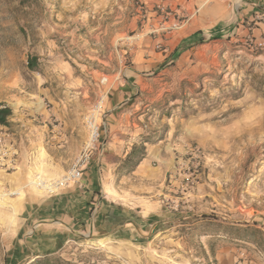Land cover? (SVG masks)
Listing matches in <instances>:
<instances>
[{"label":"rangeland","instance_id":"1","mask_svg":"<svg viewBox=\"0 0 264 264\" xmlns=\"http://www.w3.org/2000/svg\"><path fill=\"white\" fill-rule=\"evenodd\" d=\"M168 1L0 0V107L13 112L0 125V264H264V36L163 58L178 22ZM127 74L140 80L119 98ZM93 114L107 151L112 126L124 154L146 147L148 172L124 159L93 193L85 175L39 188L65 178Z\"/></svg>","mask_w":264,"mask_h":264},{"label":"crops","instance_id":"2","mask_svg":"<svg viewBox=\"0 0 264 264\" xmlns=\"http://www.w3.org/2000/svg\"><path fill=\"white\" fill-rule=\"evenodd\" d=\"M238 0H169L168 10L170 14L175 13L177 16L179 28L174 29L170 27L169 32L164 35L166 38L165 43L167 44V55L163 58L172 57L175 54V50L181 48L183 54L193 51L201 43L208 41L210 39H220L228 38L233 34H237L241 38L253 37L257 41L264 36V23H255L256 28H249L250 23L255 22V20L260 15H264V0H241L240 11L236 14L233 10L234 6L237 4ZM174 22L171 24H175ZM260 26V27H257ZM168 59V60H169ZM160 62V59H157ZM146 62H155L154 59L145 60ZM151 66V63H148ZM140 80L138 75L127 74L124 77L123 83L119 91H117V96L119 98L124 97L127 94H132L134 92L133 87H135V82ZM122 96V97H121ZM127 99H125L126 101ZM124 102V101H123ZM122 102V103H123ZM117 112L111 114L109 117L115 118ZM117 130V131H116ZM119 130L122 127H113L110 131V140L108 151L104 159L103 168L95 167L93 163L89 171L86 172L84 178L85 188L91 190V193L102 187L103 176L107 177V171L116 170L120 166V162L124 160L136 141L129 143L128 150L124 154V145L121 141L122 135ZM148 152V150H147ZM148 157V155H147ZM149 166L148 159H144L141 164L137 167V170L133 173L144 174L148 172ZM104 172L105 175L102 174ZM99 217L86 220L84 217L81 221L85 224H89V228L100 229ZM73 226H79V218L71 219ZM108 220V219H105ZM87 228V226H86ZM69 230V228H67ZM60 233V235H59ZM71 235L67 231H57L56 238H67ZM56 243V239H52L51 242Z\"/></svg>","mask_w":264,"mask_h":264},{"label":"built area","instance_id":"3","mask_svg":"<svg viewBox=\"0 0 264 264\" xmlns=\"http://www.w3.org/2000/svg\"><path fill=\"white\" fill-rule=\"evenodd\" d=\"M264 16V15H263ZM258 16L257 19H259ZM179 22L173 24L172 28H179ZM253 45V44H252ZM254 46H256L254 44ZM259 47L264 46V44L260 43ZM107 80H105L106 82ZM100 110L101 107L98 106L97 110ZM106 126V125H104ZM87 127L89 129V138L85 144V147L82 149L80 155L74 161L72 168L67 173L65 178L59 181L56 185H47V189L50 191L66 188L71 184H75L80 182L85 175V172L89 165L91 164L93 157L95 154H99L100 158H103L107 151V142L103 139V125L97 123L95 119V115L93 114L87 120ZM106 128V127H105ZM45 184V183H44Z\"/></svg>","mask_w":264,"mask_h":264},{"label":"trees","instance_id":"4","mask_svg":"<svg viewBox=\"0 0 264 264\" xmlns=\"http://www.w3.org/2000/svg\"><path fill=\"white\" fill-rule=\"evenodd\" d=\"M22 3L29 2L30 0H20ZM182 52L181 49H177L175 55H179ZM29 68L31 70H37V60L31 59L29 63ZM13 112L12 109L8 106H1L0 107V125L1 126H9V119L12 116ZM147 156V150L146 147L134 145L132 148V151L130 154L125 158L123 161V166L121 167V170H125L126 172H132L134 171L141 162L146 158ZM245 232H252L255 234L262 235V232L258 229H252L249 228ZM239 238H242L243 240H252L250 236H239ZM256 240V239H255ZM256 245H259L257 241H254ZM37 263L40 264H61L62 262L55 258L53 255H45L43 257H40L39 261ZM71 264V263H67Z\"/></svg>","mask_w":264,"mask_h":264},{"label":"bare ground","instance_id":"5","mask_svg":"<svg viewBox=\"0 0 264 264\" xmlns=\"http://www.w3.org/2000/svg\"><path fill=\"white\" fill-rule=\"evenodd\" d=\"M36 184H38L39 188H41V189L45 190L47 188V186L43 183V181H40L39 183H36ZM43 185H45V186L43 187Z\"/></svg>","mask_w":264,"mask_h":264}]
</instances>
